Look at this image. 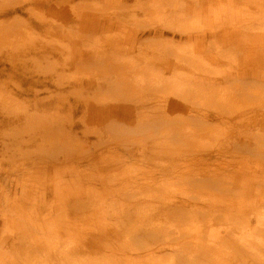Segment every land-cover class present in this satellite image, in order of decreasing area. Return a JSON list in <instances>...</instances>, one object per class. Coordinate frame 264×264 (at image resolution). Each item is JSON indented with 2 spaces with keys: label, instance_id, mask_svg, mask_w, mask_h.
Segmentation results:
<instances>
[{
  "label": "bare ground",
  "instance_id": "1",
  "mask_svg": "<svg viewBox=\"0 0 264 264\" xmlns=\"http://www.w3.org/2000/svg\"><path fill=\"white\" fill-rule=\"evenodd\" d=\"M58 1L33 0L31 4L34 8L28 10L18 4L12 7L3 4L0 6V19L25 12L34 19V22H28L29 26L43 29L45 34L51 35L53 27L49 20L52 19L48 20L43 12L53 8ZM64 1L73 3L74 0L61 2ZM90 1L111 3L113 8L114 2L119 6L131 2L132 9L130 14L127 10L129 15L125 19L129 23L122 24L123 19L118 16H105L92 11L74 14L72 7H69L58 23L60 38L67 44L57 45L53 42L48 46L33 45L30 51L36 55L42 51L40 57L43 59H50L59 53L67 55V61L63 57L65 61L62 62L65 75L61 74L56 82L53 81L56 87L53 93L63 102H56L54 106L51 94L44 99H32L39 110H54L49 121L51 123H46V142L49 139L53 147L65 137L72 144L68 151L82 153L72 155V170L68 169V174H74L76 168L82 166L76 163L84 160L88 161L86 168L110 166L106 171L112 170V166L124 164L121 157H111L109 161L107 157L100 160L98 156H92L96 150L104 149L113 155L112 151L117 146H134L131 151L136 153L133 157H138L135 158L140 166L138 169H141L140 164L146 163L145 160L166 156L167 162L160 164V177L171 172L167 171L170 165L176 174L175 180L180 184V196L197 199L169 201L152 190L142 192L136 181L126 179L122 196L116 199L115 211L124 207L122 214L114 218V223L108 221L96 231L86 222L81 224L80 220L73 227H67L66 223L49 225L36 217L39 206L37 201L31 199L28 209L24 207L22 210L17 205L13 209L14 206L8 202L3 211L6 222V231L3 232L21 234L27 230L35 235L24 237L25 240L21 238L23 236L12 237L17 242L6 247L9 248L6 254H0V264H264V220L260 221V217L264 218V194H259L261 198L257 195L258 199H255L258 191L255 195L247 192L245 197L243 193L241 197L235 195L238 180L248 183L247 187L250 183L247 178L249 170H246L248 166L239 170L244 167L242 163H250L244 161L243 157L247 155H250L251 167L260 171L261 175L257 177L262 182L260 187L264 188V0H144L145 7L139 0ZM175 2H180L179 8L174 6ZM124 8L128 7L116 11L120 13ZM137 10L144 14L143 19L133 15ZM16 21L22 25L27 23V20L17 18ZM15 23L13 20L5 22L7 27ZM67 25L68 36L65 35ZM123 25L127 29L122 30V35L108 36L98 42L90 37L81 38L83 33L78 32H87L97 39V35L114 32L115 28H123ZM114 33L118 34L117 31ZM68 39L73 40L68 42ZM130 50H134L132 56L126 53ZM25 55L27 58L31 56L29 51ZM33 58L35 55L29 59ZM3 62L5 60L1 59L0 64ZM91 62L96 71L102 70L103 77L91 81L87 76L79 78L73 73L77 77L75 79L71 75L69 63L85 67ZM167 74L171 75L167 77ZM33 82L30 84L41 89L33 90L31 86L32 90H25L27 93L33 91L40 94L43 90L48 93L50 82L44 79ZM227 83L231 85L227 86ZM71 91L117 102L110 104L100 101L95 103L97 105L83 104L79 107L74 101L75 104L70 105L66 103L67 98L61 96L64 93L68 96L67 93ZM111 92L120 95L114 99ZM131 92L137 99L131 98ZM149 103L154 105H145ZM66 105L69 115H61ZM146 108H157L154 110L156 113H149ZM78 111L81 113V123L78 124H82V128L75 131L73 127H78V124L69 121L73 120L71 115L74 117ZM142 113L147 117L145 125L151 127V124H155L164 138L159 142V136L149 134L153 143L144 154L145 145H141L139 127ZM28 116L32 117L33 114ZM38 117L34 113L33 119ZM108 120L119 125L103 122ZM129 124L133 127H129ZM36 127L42 130L43 126ZM111 133L115 135L114 138ZM102 135L106 136V140L101 138ZM233 135L240 136L243 144H237L232 139ZM175 141L176 148L171 144ZM215 141L219 144L218 150L215 149ZM46 142L36 144L43 147ZM58 145L62 156H57V159L64 158L63 146ZM238 147L241 149L234 150ZM241 150L243 153L239 154ZM53 151V148L49 152L47 150L48 153ZM224 154L234 159V163L231 162L235 171L232 178L231 174L228 176L229 173H225L224 169L228 168L226 164H206L212 158L224 160ZM253 155L259 156V161L252 159ZM66 156H70V153ZM174 157L176 161L172 159ZM46 158L42 155L32 159L37 161V166L46 164ZM106 160L109 162L106 163ZM79 169L80 176L84 175ZM127 169L122 170L126 172ZM171 175L168 178H172ZM134 190L139 191L134 193ZM94 193L91 190L92 197ZM72 195L73 191L69 194L70 199L65 201L67 205L73 203ZM196 200L203 204L199 205ZM255 202L258 206V210H255L260 215L257 213L253 218L252 204ZM49 208L48 213L53 207ZM57 210L56 206L53 211ZM99 210L107 212L103 204L99 205ZM217 217L221 218L217 220ZM252 218L256 219L254 224ZM76 225L82 227L79 232ZM2 238L0 251L4 247L2 244L7 242L6 238Z\"/></svg>",
  "mask_w": 264,
  "mask_h": 264
},
{
  "label": "rangeland",
  "instance_id": "2",
  "mask_svg": "<svg viewBox=\"0 0 264 264\" xmlns=\"http://www.w3.org/2000/svg\"><path fill=\"white\" fill-rule=\"evenodd\" d=\"M32 1L33 0H30V1L29 0H26V1L25 0H0V6L1 5L4 6L3 4H6V5L8 4L9 6L12 7V5L14 6L15 4H18V5H22L25 10H28V9L34 8L31 4ZM61 1L62 0H59L58 3L54 5L53 8H51L50 10H45V12H43L48 17V20L52 19V20H49L51 21V25L53 27L51 35L45 34L44 33L45 31H43V29H36V28L33 29V26H29L30 23L28 22L30 21L34 22V19L33 17L30 18V16L25 12L21 14H17V15L13 14L11 15V17L9 16L7 18L0 19V60L1 59L5 60V62L0 64V244H1L2 237H3L2 239L6 238L8 242L7 245H6L7 242H4L5 244H2L4 247H3V250L0 251V254L2 253L6 254L9 251V248L6 249V247L7 246L10 247L12 243L13 245L16 244L17 240L16 239L15 241L12 240V237L23 236L21 238H24L27 236L34 237L35 235L34 232H29L27 230H25L24 232H21V234L18 232L17 234L16 232H12V231L11 233L5 232L6 234L3 232V231H6V222L3 219V214H4L3 211H4L5 204L8 202L14 206L13 209H16V205H17L18 209L22 210V208L24 207L28 209V206H30L31 204L30 202L34 200V201H37L36 204L39 206L37 208L38 214L36 215V217L39 220H42L45 222L47 221V224L55 225V226L57 225V223L58 224L66 223L67 227H73L75 224H78L77 222L78 220H80L81 224L86 222L85 224L87 226L91 227L92 229L96 231V228H100L101 226H103L104 223H107L108 221L114 223V218L117 215L119 216V214H122V210L124 207L119 211H115L117 209L116 199L117 197L120 198L122 196L126 179L136 181L135 183L139 186V188H141L142 192L146 193L149 190H152L153 192H157V195L159 197L161 196L162 199H167V200L169 199V201L175 200V202H179L182 199H197L195 197H188L186 195L180 196L181 194L180 189H179L180 184L175 180L174 177L176 176V174L173 171V167H171L170 165L167 167V171H171V172L167 175H164V177L163 176L160 177V172H161L160 164H164L167 162L168 159L166 158V156L164 157L159 156L156 160H151V159L145 160L146 163L140 164L141 169H138V167L140 168V166L137 165L138 161H136L135 159L138 157L137 156L133 157L136 153L133 150H132L133 153L131 151V148L134 146H132L131 148L129 145L126 146V148L117 146V148H115V151H112L113 155L111 153H107V150L105 149L102 151L96 150L95 151L96 154L92 156H98L100 160H102V158L104 157H107L108 160L111 157H112L111 159H115V158L119 159V157H121V159L124 160L125 163L124 164L121 163L120 166H116V165L112 166L113 167L112 170L106 171L105 170L106 168H111V167L108 166V167L95 168V167L90 166L89 168H86L85 166L87 165L85 164H87L88 161L84 160L81 163H76V164H81L82 166L76 168L74 174L70 172L69 174H72V175H69L67 170L68 169L72 170V165H71L72 162L70 160L72 155L74 154L78 156V155H82V153L80 151L77 153H72L68 151V149H70L72 144H70L69 139H66L65 137H63L64 139H59V141H57L55 146L53 147L51 146L49 139H48L49 144L46 142V132H47L46 125L47 124L49 125L51 123L49 121H50V117L52 116L54 110H51L50 108H47L45 110H39L40 108L38 109V107L35 106V104L33 103V100L34 99L39 100L42 98L44 99L51 94L50 98L54 101V106L56 102L57 103L63 102L62 98L57 97L58 95L57 94L54 95L53 93V91L56 90V87L53 81L56 82V79H58L61 76V74L65 75L64 71L62 70V62L64 63L65 61L64 59H66L67 61V58H66L67 55L66 56L64 54L59 55L60 54L59 53L58 55L51 57L52 59L51 58L43 59L40 57V55H43L42 51L38 52V54L40 53L39 55H36V54H33V51H30L31 48L33 47V45L35 46L47 45L48 46V44L50 43L53 44V42L57 43V45L63 44V43L65 45L67 44L66 42H63V40H61L60 38V31H59L58 23H59V19L63 17L66 12H68L69 7H72V9L74 10L73 11L74 14H77L80 12L82 13V12L92 11V13H96V14L101 13V14H104L105 16L106 15L107 16H118L119 19H123L121 21L122 24H127L129 22L128 21L125 22V19L127 20L128 15L130 14V10L132 9L131 6H133L131 2L127 3L128 5L126 4L123 6L122 5L119 6L114 2L115 8H113V4L111 3L105 4L104 1L103 2L100 1V3L99 1L97 3H93L90 0H74L73 3L71 2L65 3V1L64 2H61ZM139 1H141L142 6L145 7L144 5L145 1L144 0H139ZM71 4L73 5L71 6ZM116 5L117 7L118 6L119 7L117 8ZM174 6L179 8L180 2H175ZM122 7H128V8L127 9L124 8L126 11L121 9L122 12L120 13L116 11L118 9L120 10V8ZM113 9L114 11H112ZM127 10L129 14L127 13ZM133 13H134L133 15H135L138 19H143L144 17V14L139 10ZM16 18L22 19L24 21L27 20L26 25H22V23L17 22ZM5 19L7 20L5 21ZM11 20L15 21L16 23L12 25L11 27H7L5 22H8V21L10 22ZM68 25L65 26V35L67 36H68V29L66 28H68ZM262 25H264V19L262 20ZM124 28L127 29L125 25H123V28L119 26L115 28L116 30L114 29V32L117 31L118 34L112 31L110 33L108 32L105 35L103 34L97 35V39L95 38L96 36H93V35L90 36L87 32H84V31H78L81 34L83 33L82 34L83 36L81 34H78V36L81 35V38L84 37L86 39L90 37V39L93 38L92 39L93 41L98 42V40L103 41L102 39H105L108 36L116 37L119 34L122 35L121 32L122 30H124ZM72 40L73 39H68L67 41L72 42ZM103 49H105V46L103 47ZM28 51L31 56L35 55V58L29 59L31 56L27 58L25 54H27ZM126 53L132 56V54H134V50L127 51ZM15 57L17 58V60H15L16 59ZM36 57L39 59H36ZM69 66L72 67V68L70 67L72 69L70 72L72 73L71 75L77 74L79 78H83L87 76L91 79V81H93L94 79L97 80L96 78L103 77L102 70L96 71L95 70L96 68L93 67L92 62L91 64L85 67L81 65L76 67L75 65H72L70 63H69ZM85 68L86 70H84ZM169 75L171 74H167V77ZM74 77L75 79H77L75 75ZM43 79L47 83L48 82L51 83V85L49 84V86L47 87L48 93L44 92V90L41 93L39 92L40 94H34L33 91L29 93L25 91L27 89H31V86L33 90L41 89L40 86L39 87L33 86L35 84L31 85L30 83L31 81L33 82L34 80H43ZM226 85L230 86L231 83H227ZM75 90L77 91L78 89L76 88ZM111 93H113L114 99H117L118 96L120 95V93H115V92H111ZM129 94L131 98L137 99V96H134L132 92ZM67 95L68 96H66V94L64 93L63 96H61L63 97V99L67 98L68 102H66V100L65 102L69 103L70 105H74L76 103L77 105H79V107L82 106L83 104H90V106L97 105L95 103H100V101L102 103L105 102V103H110V104H114L117 102V101L108 102L107 101L108 98L103 99L101 97V99H99L100 97H94L93 95H90V94L87 97L86 95L80 94L79 92L73 93L72 91L67 93ZM74 101L76 102L74 103ZM145 105L152 106L154 105V103H149ZM54 106L52 108H54ZM155 109L146 108V111H148L149 113H156L154 112ZM38 110H39V114L37 113ZM66 112H68V105H66V108H64L63 112H61V115H65V116L69 115V112L68 114ZM34 113L36 116H39L36 120L35 118L33 119ZM28 114L29 115L33 114V116L29 117ZM80 115H81L80 111H78L74 117L73 115H71V118L73 120L69 122H76L77 124L81 123L80 122L81 119L79 118ZM146 118H147L146 115L142 113L141 119L139 122V127L141 129V133H140L141 145L143 144L145 145L143 154L144 152H146L145 150L150 148V146L153 143L152 139L148 137L149 134L157 135V137L159 136L157 138L159 142L164 140L161 134H159L160 129L156 127L155 124H151L150 125L151 127L145 125ZM103 122L109 123V124L110 123L117 124L116 122L110 121V120L103 121ZM35 125L43 126L42 130L37 129ZM78 127L75 126L73 128L75 131L81 130L82 124L81 125L78 124ZM129 127H133V126L129 124ZM111 135L113 138L115 137V135H113L112 133ZM101 138H104L103 140H106L105 135H102ZM232 139L238 142L237 144L239 143L243 144L242 139H240V136L238 135L237 136L233 135ZM91 140L92 142H94L93 139ZM36 142L37 143L39 142L41 144H43L44 142L46 143L43 146L44 147L43 148L41 147L42 146L41 144L38 147ZM58 142H59V145L57 144ZM171 144L172 146L176 148V145H177L176 141ZM56 145L63 146V157L64 158L57 159V156H62V150L58 149ZM140 146L138 147L139 151H141ZM214 146L216 147L215 149H217V147L219 148V144L216 141L214 143ZM49 147L50 149H48ZM220 147L221 149H223L222 145H220ZM51 148H53L54 151L48 153L51 150ZM229 148L233 149L232 146H229ZM238 148L239 149L235 148L234 150L241 149L240 147ZM43 149L45 150V152ZM172 150L173 148L171 149V151ZM68 152L70 153V156L67 157L66 154ZM100 152H102V154ZM238 152L239 154L243 153V150L238 151ZM42 155L47 157L45 159L47 160V163L46 164L40 163L37 165L38 166L37 167L35 164L37 161L33 160L32 158L37 157V156L39 157ZM247 156L243 157L244 161L252 163L250 161V155H247ZM232 158L231 156L226 157L224 154V160L223 158H220L218 160L215 158H212L206 164H209V162H211L210 164H215L216 166L222 163L226 164L227 165L226 167L228 168L224 169L225 173L227 174L228 172L229 173L228 176H230L231 174V178H232L234 176L233 175L234 169H233V166H231L232 165L231 162L234 163L233 161L234 159ZM172 159H175L176 161V157ZM252 159H255V160L257 159L259 161L260 158L259 156L253 155ZM55 160H57V162ZM143 161L139 163H142ZM108 162L106 160V163ZM250 163L249 164L247 163V165H245V163H242L244 164V167L239 168V170H242L248 166L246 170L247 171L249 170L247 173V178H248V181L250 182L249 186L247 187L248 183L246 184L238 180L236 185L239 187H236V188L239 191L236 189L235 195L241 197L240 195L242 193H243L242 196H244L246 195L247 192H249L250 195H255L257 193L256 191H258V193L256 194L257 198H255V199H258V196L260 197L259 195L260 193L264 194V188L260 187V185H262V182L258 181L259 179L257 177L258 175L260 176L261 174L259 173L260 171L258 169L255 170V168H252L251 167L252 164ZM222 167L224 168L223 165ZM124 168H128L126 172L122 170ZM38 169H40V171ZM78 169L82 170L80 171V173L84 175L80 176ZM83 169H85L84 173H83ZM35 170H37L38 172H36ZM138 171H139V174H137ZM164 173H167V172H164ZM234 174H235V171H234ZM170 175L172 178H168ZM209 175L212 176L213 174H209ZM51 179H52V182H51ZM227 188H228V185H227ZM91 190H94L95 192L93 197L91 194ZM72 191L74 193V195L71 196V200L73 201V203H69L67 205L65 201L67 199H70L69 194ZM138 191L139 190L137 191L134 190V193ZM81 194L84 196H82ZM203 196L206 197V194L204 193ZM209 197L206 199H209ZM93 199H96V200L93 201ZM24 201H26V204H27V205L25 204V206L23 205ZM196 202L199 205L203 204L199 200H196ZM45 204H48V205H45ZM100 204H103L104 207L107 209L106 213H102L99 210ZM21 205L23 206L21 207ZM260 205H263V203ZM56 206L58 207L57 212L53 211V209ZM252 206H251L253 209L252 213L254 212V214L251 216L256 217L257 213L259 214V212L257 211L258 210L257 202H255V204H252ZM49 207H53V209L48 213V211L50 210ZM219 218L221 217H217V220ZM253 218H252V221L254 224V221L256 219H253ZM250 219L251 218H248V220ZM88 220H91V221L87 223ZM263 220L264 218L260 217V221H263ZM79 228L81 229L82 227H79V225H76V230L78 229L77 230L78 232L80 230ZM14 231H16V229ZM53 236H55V234H53ZM23 243H26V241Z\"/></svg>",
  "mask_w": 264,
  "mask_h": 264
}]
</instances>
